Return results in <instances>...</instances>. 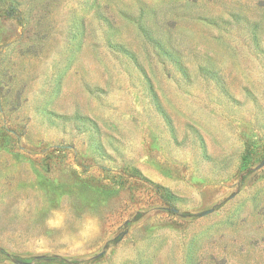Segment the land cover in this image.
Returning <instances> with one entry per match:
<instances>
[{"label":"rangeland","instance_id":"1","mask_svg":"<svg viewBox=\"0 0 264 264\" xmlns=\"http://www.w3.org/2000/svg\"><path fill=\"white\" fill-rule=\"evenodd\" d=\"M0 264H264V0H0Z\"/></svg>","mask_w":264,"mask_h":264}]
</instances>
